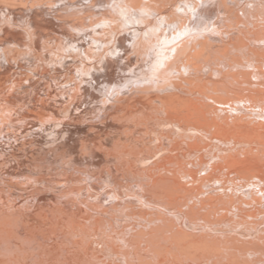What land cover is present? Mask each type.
I'll return each mask as SVG.
<instances>
[{
  "label": "bare ground",
  "instance_id": "obj_1",
  "mask_svg": "<svg viewBox=\"0 0 264 264\" xmlns=\"http://www.w3.org/2000/svg\"><path fill=\"white\" fill-rule=\"evenodd\" d=\"M0 264H264V0H0Z\"/></svg>",
  "mask_w": 264,
  "mask_h": 264
}]
</instances>
